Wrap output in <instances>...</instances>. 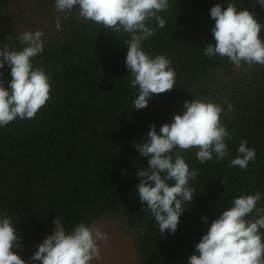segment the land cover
I'll list each match as a JSON object with an SVG mask.
<instances>
[{
    "label": "trees",
    "instance_id": "obj_1",
    "mask_svg": "<svg viewBox=\"0 0 264 264\" xmlns=\"http://www.w3.org/2000/svg\"><path fill=\"white\" fill-rule=\"evenodd\" d=\"M218 3L222 8L235 3L264 25V7L257 0H169L168 11L160 13L165 27L149 21L156 32L142 48L152 57L172 60L176 83L135 110L138 86H130L133 77L125 64L129 34L82 20L78 10L58 13L55 0H0V45L22 50L21 34L42 30L44 50L32 63L52 84L50 99L35 119L17 118L0 127V216L12 218L21 245L14 251L28 264L39 262L29 258L54 232L58 217L69 231L80 222L118 219L132 236L138 264H188L191 255H198L196 244L234 197L264 194V66L237 67L227 57L204 55L203 48L215 44L210 9ZM260 38L264 41V27ZM0 72L7 88L10 67L5 64ZM196 98L224 108L230 154L201 163L198 149L181 153L199 169L190 181L194 197L177 231L162 234L151 212H144L146 202L139 200L137 171L148 167L150 157L141 156L134 142H144L153 124L159 132L175 114H183L185 101ZM241 140L256 149L246 170L229 167ZM257 207H264V196Z\"/></svg>",
    "mask_w": 264,
    "mask_h": 264
},
{
    "label": "clouds",
    "instance_id": "obj_2",
    "mask_svg": "<svg viewBox=\"0 0 264 264\" xmlns=\"http://www.w3.org/2000/svg\"><path fill=\"white\" fill-rule=\"evenodd\" d=\"M257 3L264 7V0ZM169 7V0H55L58 13L70 15L78 10L82 20L130 35L125 43L128 45L125 64L133 77L130 86H138L133 101L135 110L146 108L155 94L173 90L176 83L172 60L165 55L152 57L142 48V43L156 32L149 21L154 19L157 27L164 28L166 21L160 13L167 12ZM210 16L215 21L212 28L215 44L208 43L203 48L205 56L227 57L237 67L242 63L264 66V41L260 38L264 25L255 19L254 13L238 10L235 3H228L226 8L218 3L210 9ZM55 24L60 30L59 17ZM43 36L39 29L23 32L19 40L25 46L19 51L0 45V69L7 64L11 75L7 88L0 80V127L17 118L35 119L50 99L51 78L32 63V58L44 50ZM183 107V114H175L172 122L164 123L159 132L153 124L144 142H134L141 156L150 157L148 167L137 171L139 200L142 204L146 202L144 212H151L162 234L166 230L173 234L177 231L179 218L194 197L190 181L195 180L199 169L191 168L181 153L196 148V159L201 163L222 161L230 154L226 140H231L232 134L221 120L224 108L201 98L185 101ZM227 107L231 111L233 106ZM255 158L256 149L241 140L229 167L246 170ZM262 196L257 192L234 197L232 206L212 221L207 234L196 244L198 255H191L188 264H264L260 231L264 229V207H257ZM250 214L254 216L249 218ZM204 220L207 222V218ZM53 224L54 232L38 245L30 261L91 264L100 257V244L107 241L108 234L95 224L80 222L70 231L59 217ZM14 225L11 217L0 216V264H28L14 251L21 247Z\"/></svg>",
    "mask_w": 264,
    "mask_h": 264
},
{
    "label": "rangeland",
    "instance_id": "obj_3",
    "mask_svg": "<svg viewBox=\"0 0 264 264\" xmlns=\"http://www.w3.org/2000/svg\"><path fill=\"white\" fill-rule=\"evenodd\" d=\"M93 224L102 232H106L108 239L100 244V257L93 259L91 264H138L132 236L120 220L107 217L101 218ZM36 264H40V262Z\"/></svg>",
    "mask_w": 264,
    "mask_h": 264
}]
</instances>
